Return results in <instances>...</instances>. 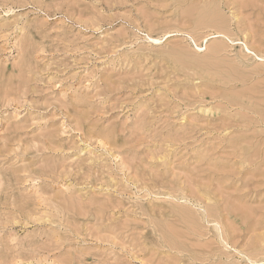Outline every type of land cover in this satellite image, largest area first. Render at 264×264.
Returning <instances> with one entry per match:
<instances>
[{
  "label": "rangeland",
  "instance_id": "1",
  "mask_svg": "<svg viewBox=\"0 0 264 264\" xmlns=\"http://www.w3.org/2000/svg\"><path fill=\"white\" fill-rule=\"evenodd\" d=\"M0 264H264V0H0Z\"/></svg>",
  "mask_w": 264,
  "mask_h": 264
}]
</instances>
